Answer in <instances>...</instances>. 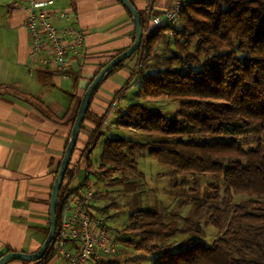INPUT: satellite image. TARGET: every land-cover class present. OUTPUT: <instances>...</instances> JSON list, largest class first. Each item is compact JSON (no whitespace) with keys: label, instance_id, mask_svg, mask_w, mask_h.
Here are the masks:
<instances>
[{"label":"trees","instance_id":"obj_1","mask_svg":"<svg viewBox=\"0 0 264 264\" xmlns=\"http://www.w3.org/2000/svg\"><path fill=\"white\" fill-rule=\"evenodd\" d=\"M147 40L146 60L172 43L174 49L164 69L150 75L142 70L139 98L176 99L177 117L139 101L128 105L118 125L158 139L140 143L106 138L97 168L91 154L86 159V179L94 171L129 181L133 196L123 240L155 255L152 264H264V0H189L177 24L153 28ZM39 106L48 118L58 120ZM101 125L90 142L102 138ZM137 151L147 152L178 176L212 174L223 178L226 187L222 190L215 182L202 189L182 188L181 195L195 210L182 227L176 220L166 221L159 210L144 205L137 183L130 181V175L143 178L134 158ZM237 195L243 200L236 202ZM203 220L220 232L212 245L189 238L171 248L177 233L201 236ZM53 258L50 246L35 264ZM98 264L125 263L111 259Z\"/></svg>","mask_w":264,"mask_h":264},{"label":"crops","instance_id":"obj_2","mask_svg":"<svg viewBox=\"0 0 264 264\" xmlns=\"http://www.w3.org/2000/svg\"><path fill=\"white\" fill-rule=\"evenodd\" d=\"M131 1L142 16L144 30L152 26L153 17H163L175 2ZM26 3L0 0V258L13 251L37 252L46 240L53 185L69 141L74 110L93 78L126 50L136 35L133 17L119 0H55L54 8L66 10L70 21L58 16L54 21L75 25L84 35V46L69 60L67 73L50 68L30 70L26 12L16 6ZM139 59L138 51L107 76L95 94L78 138L77 145L82 148L74 169L84 161V152L116 96L135 78ZM133 90L125 91L121 104ZM39 103L58 120L48 118ZM121 104L114 108L118 111L117 125L121 112L132 103ZM72 179H65L63 186L75 188L81 184L72 185ZM93 204L95 208L98 205L95 198ZM118 249L113 260L123 257L120 246ZM128 250L135 255L146 254L152 264L153 255L132 246ZM28 262L12 260L7 264Z\"/></svg>","mask_w":264,"mask_h":264},{"label":"rangeland","instance_id":"obj_3","mask_svg":"<svg viewBox=\"0 0 264 264\" xmlns=\"http://www.w3.org/2000/svg\"><path fill=\"white\" fill-rule=\"evenodd\" d=\"M172 49H174L173 43L169 49L160 50V54L157 57L145 60L144 67L142 68L144 75L156 74L158 71L167 67L169 65L168 59L173 53ZM139 87L140 85L134 88L126 97V102L121 104L120 100L114 107L110 106L106 111L103 120V122L106 121L105 133L98 142V145L96 144L91 151V160L95 168H97L102 153V145L108 137H120L140 143L158 139L157 137L149 136L148 133L143 131L118 126V111L114 108L118 107L120 104L124 107L129 103L139 101L153 110L161 111L167 116L177 117L179 102L176 99L170 97H161L152 100L140 99L138 95L136 97ZM91 142H89L84 155L93 144V140ZM250 145L253 144H248L246 147L249 148L251 147ZM81 148L82 146L78 143L66 176V180L73 178L72 185L82 183L87 177L85 158L83 162L79 163L77 169H74L75 162L77 161V154ZM134 158L138 161L139 169L143 173V178L134 175H130L129 178L130 181H135L137 183L136 190L140 191L144 205L159 210L166 221L176 220L181 227L184 225V219L192 215L195 210V205L189 200L186 201L181 195L182 188L190 189L192 187H198L202 189L207 184L215 182L221 185L222 190L226 187L223 178L218 179L212 174H204L196 178H183L181 175L178 176L171 168L160 165L157 160L147 152L141 153L137 151ZM88 181L95 191V202L98 204L96 209L100 212L105 227L115 240L116 245L118 247L120 246V253L123 256L120 258L121 262L125 264H151V260L147 262L146 254L135 255L131 253V251L128 250L130 245L123 240V236H126L123 230L129 223L128 205L133 196L129 191L130 187L127 185L129 181H123L116 177L106 178L100 175L98 176L94 171L90 172ZM241 200H243V196L237 195L235 201L239 202ZM219 235L220 232L217 228L203 220L201 236L194 237L188 233H177L170 241L172 245L171 248L173 250L178 249L180 243L189 238L202 241L206 245H212L213 241ZM121 246L124 247V251H121ZM28 264L34 263L29 261Z\"/></svg>","mask_w":264,"mask_h":264},{"label":"built area","instance_id":"obj_4","mask_svg":"<svg viewBox=\"0 0 264 264\" xmlns=\"http://www.w3.org/2000/svg\"><path fill=\"white\" fill-rule=\"evenodd\" d=\"M188 1L175 0L163 17L152 18V26L144 30L135 78L126 90L136 88L141 83V72L149 51L147 37L151 30L175 25ZM16 6L23 7L26 12L30 70L50 68L67 73L69 60L79 55L84 46V35L75 25H58L54 21L55 16L70 21L69 13L66 10L57 11L54 8L55 0H27L25 5ZM125 91L116 96L112 107L122 99ZM105 124L106 121L102 123L100 133L104 132ZM96 144L93 141L84 155L85 159ZM94 198L95 191L87 179L75 188L63 190L58 207V228L51 244L54 258L48 264H98L101 260H111L117 256L118 246L105 227L100 212L94 207Z\"/></svg>","mask_w":264,"mask_h":264},{"label":"water","instance_id":"obj_5","mask_svg":"<svg viewBox=\"0 0 264 264\" xmlns=\"http://www.w3.org/2000/svg\"><path fill=\"white\" fill-rule=\"evenodd\" d=\"M126 8L129 10L131 16L133 17L135 27H136V35L133 43L124 51L117 54L114 58H112L93 78L87 90L85 91L82 100L80 102V106L76 115V119L71 129L69 141L66 147V151L64 153L63 159L60 164V168L58 170V174L56 176L52 195H51V203H50V231L46 240L40 247L37 252L34 253H24V252H9L3 255L0 258V264H7L12 260H23L35 262L42 259L47 251L49 250L56 232L58 228V207L61 196V191L63 188L64 181L67 176V172L72 161V157L74 155L78 138L82 129L83 122L86 118L89 107L92 103V100L97 93L98 89L102 85L103 81L109 76L121 63L129 59L133 54L138 52L141 48L143 38H144V27L142 16L135 5L131 0H121Z\"/></svg>","mask_w":264,"mask_h":264}]
</instances>
